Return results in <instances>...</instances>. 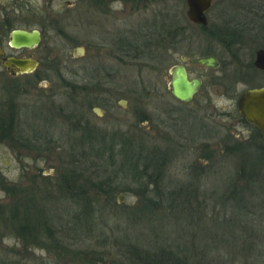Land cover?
I'll return each instance as SVG.
<instances>
[{
  "label": "rangeland",
  "instance_id": "rangeland-1",
  "mask_svg": "<svg viewBox=\"0 0 264 264\" xmlns=\"http://www.w3.org/2000/svg\"><path fill=\"white\" fill-rule=\"evenodd\" d=\"M125 1L107 3L102 7L110 10L106 13L88 4L87 0H0V19L3 17L8 24L3 29V40L8 39L12 27H35L43 33L39 45L27 51L37 57L39 67L24 76L0 77V113L8 104L16 105L19 122L16 120L13 129L17 130L18 126L20 132H28L30 137L37 133L40 140L33 143H40L42 147H27L9 138L0 140V173L11 186L25 189L34 184L31 191L43 197L41 201L48 205L49 215L53 216L54 223L57 221V226L60 220H69L70 229L65 227L63 233L68 235V242L75 243L72 249L84 256L74 260V264L129 263V242L132 246L151 248L160 242L171 243L181 245L187 252L192 251L195 257L226 258L229 263L234 260L240 263L247 257L245 262L250 264L263 245L259 238L264 239V234L254 228L255 225L264 226V166L259 170L264 160V147L253 145L249 140L253 131L231 115L238 109V93L255 81L237 83L236 99L220 95L217 85L206 81L193 101L176 100L167 87L169 68L178 60L176 55V59L163 63L166 71L160 74L157 65H146L142 57L126 64L113 60L109 54L116 37L156 32L166 14L181 16L183 26L195 30L196 27L187 22V5L184 0H149L146 7H140L134 0ZM244 3V0H213L208 19L213 16L215 25V18L222 13L228 19H240L244 16ZM193 30L188 31L187 37L194 36L195 41L197 34ZM224 36L220 34L221 39ZM247 45V53L251 55L259 44L255 40ZM211 46L224 62L227 53L221 41L214 39ZM192 47L195 52L207 48L204 40ZM78 48H84L86 56L82 57ZM221 71L222 68L205 71V76L212 79ZM0 74L5 75L1 66ZM100 76L106 82L100 79L99 83ZM67 80L75 83L73 88L69 84L67 88L64 86ZM83 89L90 94L86 98L87 108L82 104ZM206 92L209 98L205 97ZM110 93L119 105L122 99L126 100L127 107L113 109L105 104V97ZM68 107L74 115L69 114ZM142 117L143 121H139ZM138 127L145 129L146 138L143 137L142 142L149 149L169 151L166 167L160 170L159 179L145 184V193H138V186L144 180L138 181L139 176L133 178V173L118 161L112 165L104 158H92L87 162L85 174L99 180H114L116 189L111 200L107 202L104 196L98 195L90 205L91 212L87 210L86 214L84 200L77 203L74 199L60 198V204H52L42 178L59 176L58 167L71 160L64 155L76 156L80 149L86 150L78 148L81 132L91 130L112 136L119 131L133 136ZM226 137H229L227 144ZM207 142L209 150L216 152V157L208 160L203 158L206 149L203 145ZM128 152L132 153L131 149ZM243 155L248 163L255 158L261 161L255 165L258 171L250 176L257 181L255 189L247 194L240 191L244 182L237 178L239 166L236 165ZM141 166L140 172L144 167ZM38 169L44 175L40 179L34 176L39 173ZM235 185L240 190L232 194L229 191ZM158 192L162 195L160 206L141 210L144 195L158 199L155 197ZM8 197L0 189V202L6 203L12 194ZM240 207L253 215L242 217L237 212ZM80 219L86 222L84 230L78 228L82 225ZM219 234L225 235L226 242L218 246ZM20 239L0 224V259L17 258L15 249L21 251L23 247ZM32 247L28 252L38 258L53 259L55 256L52 248ZM21 253L26 252L22 250Z\"/></svg>",
  "mask_w": 264,
  "mask_h": 264
},
{
  "label": "trees",
  "instance_id": "trees-1",
  "mask_svg": "<svg viewBox=\"0 0 264 264\" xmlns=\"http://www.w3.org/2000/svg\"><path fill=\"white\" fill-rule=\"evenodd\" d=\"M244 2L246 3V5L247 3H251L250 0H244ZM181 19V16L174 17L171 14H166L165 17L160 20L161 23L158 27H164L166 30L165 34L167 35V38L171 37L174 41V38H177L176 36L180 34L178 30H180L181 28H186L185 26H183ZM142 53V49H134V52L131 51L130 53L132 54L131 60H140V57H142ZM38 79L41 78L38 77ZM66 82L67 83H64V86L66 88L68 87V84L72 88L75 85V83L72 81L67 80ZM70 90L72 89L70 88ZM4 109L5 110L0 113V140L9 138V140L27 147L41 146L40 143H33L40 140L39 138L38 140L36 137L37 133H32L30 137V135H28V132H20L18 126L16 127L17 130L13 129L16 120L19 122V119H16V105L10 103L5 106ZM67 111H69V114L74 115V112H71V109L69 107L67 108ZM143 119L144 118L142 117L139 121H143ZM87 128L88 126L86 127V129ZM142 130V128L138 127L136 132L137 135L133 134V136L125 135L124 132L118 133L119 131L116 134H112V136L104 132H101L100 134L93 133L91 130L86 131L85 133L81 132L78 136L79 139L77 141L78 148H86V150L83 151L80 149V152L76 156H73V154L64 155L66 159L69 158L71 160L70 162L61 164L60 167H58L59 171L57 172L59 173V176L52 175L48 178H42L44 175H42L43 173H41L39 169L38 171L40 174L36 173L34 174V176L39 179L42 178V181L45 182V184H43V188H46L45 190L49 192L50 195H47V197L50 199L53 205H57V203L60 204L58 201V199L60 198L72 200L74 199L77 203H81V200H84L83 206H86V210L84 212L85 214L87 210L89 211L87 213L91 212L90 205L95 203L94 199H97L98 195L104 196L107 202H109L113 196L112 192H114V190L116 189L114 187L115 184L113 185L114 180H99L92 177V175L85 174V171L87 169V162H89V160L92 158H95V160L98 158H104L105 161H109V163L112 165L118 161V163L123 166L124 169H127L128 172L131 171L133 173V178L139 176L136 178L138 179V181L144 180L143 184L140 183V185L138 186L140 187V190L137 191L138 193H145V184H149L150 181L159 179L160 170L166 167V160L168 157L167 152L169 151L165 148L157 149L156 147L149 149L146 144H143L142 142L143 137L146 138V135L143 134V132L146 131H144L145 129L143 131ZM227 138L229 139V137H226V139H224L225 144H227ZM249 140H251L254 143L253 145L255 146L261 145L262 147H264V145L260 144L261 141L257 133H253L252 137H250ZM107 142H110L111 144L109 145ZM17 143L15 145H17ZM209 145V142L203 145L204 149L206 147L203 156V158H205L206 160H208V158L216 157L214 156L216 152L210 151L208 148ZM73 146H75V144ZM128 149H131L132 153H129ZM228 149L229 148L227 147V150ZM237 152L238 149L236 150V153ZM241 154L242 153H240L239 155ZM244 155L240 156V164L236 165L237 167L239 166V175L237 178L240 179L239 181L243 180L244 185L240 187L241 190L237 187V185L231 186V191L229 192L232 194H235V192H239V190L244 194H247L249 191L255 189L257 181L250 176L252 173L258 171L257 166L255 169V165L258 164L257 162L259 160L255 158V161L252 160L250 161V163H248L244 159ZM261 161H259V163L261 162L259 164L261 166L259 170H261V168L264 166V160ZM141 164L144 167L140 172L139 169L140 167L142 168ZM149 169H151V171L153 172L151 173ZM82 180L84 181L83 183H81ZM10 184L11 183H7V181L2 177L0 173L1 191H4L9 195V197L12 194V197H8L9 199H7L6 203L3 204L0 202V224L6 227L7 230L10 231V233H13V235L21 238L20 240L23 245L21 251L25 250L26 253H21L19 249H15V251H13L15 252L17 258L13 257L12 259H8L4 257L0 259V264H74L76 262L74 260H76L77 258H83V253L77 250L74 251L72 248L75 247V243H72L70 241L68 242V235L63 233L65 227L68 230L70 229L69 220L64 219L63 222L60 220L61 224L59 226L55 224L57 221L54 223L55 220L53 216L51 217L49 215L50 212L47 210L48 205L41 201H44L43 197H39L38 195H36V192L33 193L31 191L34 188V184L25 189H22L20 187L18 188L15 185L11 186ZM90 191H92V197L89 195ZM160 195L161 193L158 192L155 196L158 197V199H154L149 195H144L145 200L140 206L141 210H147L148 207H150L151 209H155L157 208V205L159 207V197L162 196ZM237 212L242 217L244 214L253 215L250 212L245 211V209H242V207H240V209H237ZM253 212L254 210L252 211V213ZM79 221H81V219ZM81 222L82 225H79L78 228L84 230L83 225H85L86 222ZM90 224L93 225V222H91ZM254 228L261 234H264V226L260 227V225H255ZM216 234L218 233L216 232ZM218 236L221 237L217 239L218 243L216 244L218 246L219 244H225V235L219 234ZM259 239L261 240V244L263 245L258 248L259 254H256L257 256L255 257V259H253L252 262L249 261L250 264H253L255 262H257L258 264H264V239ZM33 245H36V247L40 249L46 248V250L52 248L53 254L55 255L54 258L43 259L40 257H36L34 253L32 254L28 252L29 249L34 248H31V246ZM128 250L131 253V261L124 264H247L245 261L246 259H248L246 257L245 260L239 261L240 263H237V261L235 260L229 263L230 260H227L226 258H223L222 260L221 258L217 259L216 257L208 260L205 259V257H195L192 251L187 252L186 249L181 245L175 246L171 243L164 245L161 242L155 248H151L150 246L144 247L141 245L132 246L129 242L127 244V251ZM202 252H200V254ZM86 258L89 259L88 257Z\"/></svg>",
  "mask_w": 264,
  "mask_h": 264
},
{
  "label": "flooded vegetation",
  "instance_id": "flooded-vegetation-1",
  "mask_svg": "<svg viewBox=\"0 0 264 264\" xmlns=\"http://www.w3.org/2000/svg\"><path fill=\"white\" fill-rule=\"evenodd\" d=\"M87 1L89 2L88 4L90 5L92 4L98 7L99 9H101L102 7H105V5L107 6V3L109 4V3L116 2V0H87ZM134 1L135 3H137L138 6L140 5V7H146V3L149 0H134ZM121 2L123 3L126 1L121 0ZM250 2L251 3L249 4L247 3V5L246 3H244L243 5L244 16L240 19H235V18L228 19L223 13L221 15L219 14L218 18H215L217 20L216 25H215L214 20H212L213 16L210 18L211 22L208 19L209 17L207 18L206 25L193 23V21L191 20L189 21L187 19L188 23L191 22L193 26L196 27L195 30H193L194 28L190 29V27L185 28V29L181 28L180 30H178L180 34L176 36L177 38H174V41L172 40L173 38L171 37L167 38V35L165 34V31H166L165 28L161 26L159 30L156 32L155 31L151 33L139 32L136 35L132 33L126 36V38L121 37L119 39L118 37H116L115 44H113V49L111 50L112 53L109 54V56L112 57V59L115 61H118V62L121 61L122 63L127 64L128 61L131 60V56H132V54H130L131 51L134 52V49H138V50L142 49L143 50L142 59L144 60V62H146L145 64L146 65H152V64L157 65L156 70H158V72L162 74L166 71L163 63L167 62L168 60L169 61L173 60L176 55L178 60H176L177 62L173 63L172 66L175 67V66L183 64L184 67L186 68V71H187L186 73L189 79H193V77L200 79L201 82L198 87L199 89L198 92L201 90L200 88L202 87V85H204L205 82L208 81L211 85H215V84L217 85V89L219 88L218 93L220 95H223L230 99L231 98L236 99L235 97H236V93L238 90V88L236 87L237 83H240V82L246 83L248 81L249 82L255 81L254 84L250 83L252 84L251 87L246 86V89H243V91L238 93L237 95V101H238L241 93H243L244 91H247V89L264 87V82H262L264 81V69L259 67L258 65H255V61L258 56L257 50L264 49V0H250ZM213 6L214 4L212 1L211 7ZM102 9L105 10L106 13L110 11L109 9H105V8H102ZM210 10L211 8H209V10H207L206 13H208ZM7 26L8 24L6 20L2 17V19H0V66L3 67V72L5 75L2 76L0 74V77L3 78L4 76H6L8 78H15L21 75L24 76V74H26L27 72H24V74H14L13 75L12 74L13 67L6 66L4 62L9 61L13 57L34 58L35 56L32 57V55L27 54V51L29 49H32L35 46L37 47V45L31 48L26 47V46H23L22 48H16L15 46L10 45L9 43L10 35L9 34L11 30L8 33L7 40H3V36H2L5 31L3 29L5 27L7 28ZM22 28H25V27H22ZM32 28H35V27H32ZM28 30H31V29H28ZM191 30L195 31V33L197 34V36L195 37L196 39L195 41L193 40L194 36H191L190 39L187 37L188 31H191ZM39 32L41 33V36H43L42 31L39 30ZM221 33L222 35H225L222 39L220 38ZM235 34L237 35L236 38H234ZM214 39H216L217 41H221L222 45L224 46L226 50L227 54H226V57H224V62L220 61L221 60L220 57L216 55V52L214 51L215 48L211 46ZM203 40L205 41L207 48L205 47L200 52H195V50L192 51L195 48L192 46L196 45L197 42L202 44ZM255 40L257 44L259 45L255 47L254 52L250 55L247 53V48H248L247 44L249 41L255 42ZM245 42H247V44H245ZM81 53H82V57L86 56V52L84 48H82ZM203 55L216 56L217 57L216 65L214 67H210V66H206V64L195 63V61H192V63L188 62L189 59H192V57L197 58ZM38 63H39V60H38ZM172 66L169 68L170 78H171ZM219 68H222L220 75H214V78L212 79L208 76H205V71H212L214 69L218 70ZM27 74H30V73H27ZM101 78L103 77L100 76L98 78L99 83H100ZM101 80L106 82L105 79H101ZM168 84H167V87H168ZM84 85L86 86V84ZM198 92H195L194 95ZM81 95H83L82 104L84 105L85 108H87L88 105L86 103L87 102L86 98H88L90 94L89 92H86L85 89H83V91L81 92ZM194 95L191 101H193ZM205 97L209 98V95L207 92L205 94ZM123 101H125L124 103H127L126 100H123ZM179 101L181 102L186 101L187 103L191 102L187 100H184V101L179 100ZM124 103H122L121 105L116 103V99L113 93H110L109 95H106L105 97V104H107L109 107L113 109L117 107H124V108L127 107L125 106L126 104ZM239 111L240 110L238 108L237 111L235 112V115H231V116L236 119H239L242 125L249 126V129L252 130L253 133H257L261 141L260 144L264 145V133L262 132V129L253 126L249 120H247L240 114ZM208 113L209 112H207V114ZM228 113L230 114V112ZM84 116L86 118L85 111H84ZM83 124H86L84 122V119H83Z\"/></svg>",
  "mask_w": 264,
  "mask_h": 264
},
{
  "label": "water",
  "instance_id": "water-1",
  "mask_svg": "<svg viewBox=\"0 0 264 264\" xmlns=\"http://www.w3.org/2000/svg\"><path fill=\"white\" fill-rule=\"evenodd\" d=\"M187 5L186 15L188 20L193 21L197 24H207L208 14L206 13L212 6L213 0H184ZM10 45L16 48L33 47L39 45L41 41V33L39 30L32 28L31 30L25 28H12L10 31ZM81 52L82 48H78ZM257 58L255 65L264 69V49L257 50ZM216 56H201L192 57L188 62L200 64H206V66L214 67L216 65ZM6 66L13 67L12 74H24V72L32 73L36 68L39 67V63L36 57L34 58H16L13 57L9 61H5ZM186 68L184 65L172 66L171 68V78L168 84L169 89L172 91V95L178 100L191 101L195 92H198V87L201 80L193 77L189 79L186 73ZM123 103V99L121 100ZM237 108H239L240 114L249 120L251 124L257 128H261L264 133V87H257L254 89H247L239 96L236 102ZM120 201L122 198L118 197Z\"/></svg>",
  "mask_w": 264,
  "mask_h": 264
}]
</instances>
